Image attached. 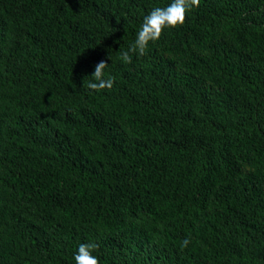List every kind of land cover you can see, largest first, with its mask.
<instances>
[{
	"label": "trees",
	"instance_id": "16d2710c",
	"mask_svg": "<svg viewBox=\"0 0 264 264\" xmlns=\"http://www.w3.org/2000/svg\"><path fill=\"white\" fill-rule=\"evenodd\" d=\"M171 3L0 0V264H264V0Z\"/></svg>",
	"mask_w": 264,
	"mask_h": 264
},
{
	"label": "clouds",
	"instance_id": "9594fccd",
	"mask_svg": "<svg viewBox=\"0 0 264 264\" xmlns=\"http://www.w3.org/2000/svg\"><path fill=\"white\" fill-rule=\"evenodd\" d=\"M201 0H172L167 7H156L144 17L143 23L136 34L134 43L127 51L120 53V59L126 64L132 63L133 55L144 56L147 54L150 43L159 41L164 30L177 28L186 22L187 13L194 8H199ZM108 67L106 60H102L95 66L94 72L87 80L86 87L94 92L111 90L115 80L106 75L105 69ZM190 238L182 241L181 249L186 248L190 243ZM97 247L94 243H81L74 256L75 264H100L98 257L93 255Z\"/></svg>",
	"mask_w": 264,
	"mask_h": 264
}]
</instances>
